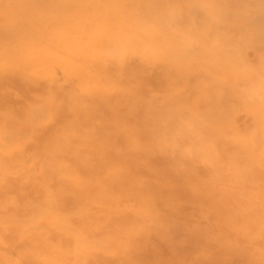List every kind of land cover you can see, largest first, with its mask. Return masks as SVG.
<instances>
[{
  "label": "rangeland",
  "instance_id": "374dc122",
  "mask_svg": "<svg viewBox=\"0 0 264 264\" xmlns=\"http://www.w3.org/2000/svg\"><path fill=\"white\" fill-rule=\"evenodd\" d=\"M0 264H264V0H0Z\"/></svg>",
  "mask_w": 264,
  "mask_h": 264
}]
</instances>
